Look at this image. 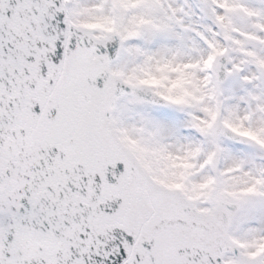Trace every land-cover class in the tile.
Returning a JSON list of instances; mask_svg holds the SVG:
<instances>
[{"label": "snow or ice", "instance_id": "obj_1", "mask_svg": "<svg viewBox=\"0 0 264 264\" xmlns=\"http://www.w3.org/2000/svg\"><path fill=\"white\" fill-rule=\"evenodd\" d=\"M0 264H264V0H0Z\"/></svg>", "mask_w": 264, "mask_h": 264}]
</instances>
